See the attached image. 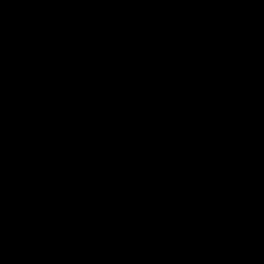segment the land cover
<instances>
[{
    "label": "water",
    "instance_id": "1",
    "mask_svg": "<svg viewBox=\"0 0 264 264\" xmlns=\"http://www.w3.org/2000/svg\"><path fill=\"white\" fill-rule=\"evenodd\" d=\"M0 264H264V0H0Z\"/></svg>",
    "mask_w": 264,
    "mask_h": 264
}]
</instances>
